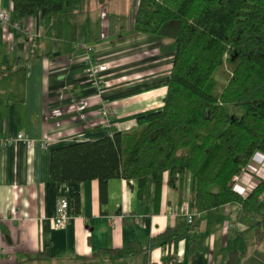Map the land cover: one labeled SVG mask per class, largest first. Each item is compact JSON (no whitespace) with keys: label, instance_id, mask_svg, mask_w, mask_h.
I'll return each mask as SVG.
<instances>
[{"label":"crops","instance_id":"1","mask_svg":"<svg viewBox=\"0 0 264 264\" xmlns=\"http://www.w3.org/2000/svg\"><path fill=\"white\" fill-rule=\"evenodd\" d=\"M106 5L94 6L88 19L87 12L55 24L12 13L8 25L0 24V65L22 68L0 78V137L21 133L32 144L0 148V264H225L231 255L240 256L238 264H255L239 242L244 234L251 239L260 215L227 205L199 214L188 227L181 209L191 204L190 173L178 175L173 187L166 173L158 195L146 182L145 203L135 181L109 180L104 192L97 181H51L52 149L100 139L110 129L128 131L163 106L174 43L133 30L136 0L121 17L108 15ZM10 9L9 0H0V11ZM85 46L94 48L93 62L108 64L100 90L88 74ZM104 103L112 111L108 128L98 115ZM246 169L257 184L264 156L255 154ZM74 194L78 216L55 228L59 202ZM166 229L186 234L167 249H149ZM130 244L139 251L122 253Z\"/></svg>","mask_w":264,"mask_h":264},{"label":"trees","instance_id":"2","mask_svg":"<svg viewBox=\"0 0 264 264\" xmlns=\"http://www.w3.org/2000/svg\"><path fill=\"white\" fill-rule=\"evenodd\" d=\"M15 17L62 19L102 8L111 0H9ZM133 30L175 45L168 86L160 110L137 119L128 131L52 149L49 175L54 183L109 180L137 182L146 202L150 181L156 194L163 179L193 177L191 205L199 214L227 205H264V178L244 198L233 178L257 153L264 156V0H136ZM22 68L0 65V78ZM71 217L80 211L78 194L68 200ZM189 227V225H188ZM185 232L166 229L149 249L169 248ZM264 239V214L254 240ZM139 251L127 245L122 253ZM230 256L225 264H238ZM166 260L170 261L168 258Z\"/></svg>","mask_w":264,"mask_h":264},{"label":"built area","instance_id":"3","mask_svg":"<svg viewBox=\"0 0 264 264\" xmlns=\"http://www.w3.org/2000/svg\"><path fill=\"white\" fill-rule=\"evenodd\" d=\"M102 16L104 17L105 13H102ZM11 17H12V8L8 11H0V24L8 25L10 23ZM84 50H85L84 59H85V63L87 64L88 74L92 78L97 88L100 90L101 85L103 84L102 74L108 70V64L93 62L92 59V53L94 50L93 47L85 46ZM98 115L102 118V127L108 128L110 126V121H111L110 118L112 116V111L107 104L105 103L102 104L98 112ZM16 142H24L29 147L32 145L31 142L27 140L23 134L19 133L14 137L13 136L0 137V148L6 147ZM246 168L241 171L240 175L235 176L233 178L235 185H238L240 187L239 192L244 198H246L256 186V184L250 182L248 178L249 174ZM181 212L185 217L186 223L189 226L193 225L195 219L199 216V212L191 204L183 205ZM71 218L72 217L69 214V209H68V202L66 200H61L57 208V215L54 219V227L57 229L64 227L66 224L70 222ZM1 221L2 219H0V223ZM0 244H1V239H0Z\"/></svg>","mask_w":264,"mask_h":264},{"label":"rangeland","instance_id":"4","mask_svg":"<svg viewBox=\"0 0 264 264\" xmlns=\"http://www.w3.org/2000/svg\"><path fill=\"white\" fill-rule=\"evenodd\" d=\"M94 9V8H92ZM133 9V0H111L108 5H106V12L109 15L111 11L114 10L116 12L117 16L121 17V15L125 12H129ZM96 12V11H94ZM92 12H88L85 18H90V15ZM99 15V10H97V13H94ZM106 14V16H107ZM101 15V14H100ZM118 17V18H119ZM88 22V21H87ZM235 189L240 191V187L238 185H235ZM264 202V200H263ZM249 216L253 217L256 216V218L260 215L262 219V215L264 214V205H252L248 209ZM251 239H249V235L244 234L240 237V245H242L245 249V257L249 261H255V264H264V239L259 242L255 243L254 240V234H252Z\"/></svg>","mask_w":264,"mask_h":264}]
</instances>
